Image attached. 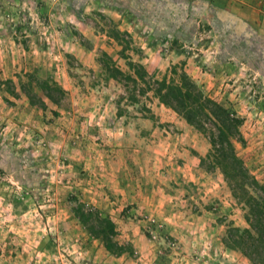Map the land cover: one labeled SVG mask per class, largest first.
<instances>
[{
  "label": "rangeland",
  "instance_id": "1",
  "mask_svg": "<svg viewBox=\"0 0 264 264\" xmlns=\"http://www.w3.org/2000/svg\"><path fill=\"white\" fill-rule=\"evenodd\" d=\"M31 1L51 8L42 12L44 21L40 24L31 21L17 5L12 7L16 11L0 8L2 59L18 68L16 71L14 67L16 73H11L12 80L21 86V95L27 101V106L19 110L34 112L32 132L29 130L25 135L23 128L29 126L20 120L21 126L17 124L14 130L0 133V264H100L104 253L114 254L104 249L99 238L86 233L85 226L76 219L75 210L90 214V227L94 226L95 216H109L104 208H97L92 202L104 191L101 185L100 190L95 187L103 182V177L96 172L106 166L110 142H118L107 141L104 133L121 134V138L125 134L130 151L132 147L143 149L145 154L138 155L137 159L131 152L127 156L132 177L139 178L141 171L148 172L143 180L150 179L149 168L156 170L160 164L159 156L154 158L148 147L162 141L169 143L171 139L170 143L176 144L167 162L173 167L183 161L179 149L185 148L180 143L178 126L160 119L168 113L173 120L185 121L170 109L158 110L159 103L154 102L151 92L139 97V89L145 86L142 82L136 80L133 84L120 76L110 77L112 69L132 74L128 66L132 64L143 69L146 75L160 78L164 73L168 75L172 66L178 72L183 71V61L171 65L165 60L160 70L146 71L144 59L154 54L143 53L139 41L142 29L131 13L121 22L120 17L103 11L99 5V9L70 11L74 0ZM126 23L132 27L130 32L124 28ZM195 30L194 37L191 36L195 42L186 50L195 55L194 67L198 70L194 75L198 77H188L203 96L239 118L241 142L234 143L236 154L264 187V75L236 61L217 69L215 62H211L217 53L210 52L213 47L209 44L206 26L200 21ZM145 44L151 45L147 41ZM172 48L180 51L178 45ZM169 49L168 44L159 46L158 57L168 55ZM7 74L0 72V86L6 88L10 86L5 78ZM37 86L54 87L51 89L54 100L43 97ZM132 90L139 101L137 105H131L128 100ZM189 127L193 141L190 151L198 159V174L194 177L198 184H193L191 203L193 211L200 209L206 213V219L192 225H203L208 230L201 238L206 248L188 249L186 240L170 235L169 230H164L162 219L154 216L140 218L138 233L133 235L121 234L114 226V235L109 238L115 244L113 248L121 251L129 263L146 255L145 264H162V259L167 257L181 264H254L239 252L226 248L221 241L228 225L244 227L243 212L221 173L200 165V158L209 149L207 133ZM204 127L208 133L215 132L209 123ZM80 134L92 137L84 140ZM94 148L103 154L96 160L90 154ZM152 162L154 165H150ZM177 192L183 194L181 190ZM116 225L125 228L122 223ZM138 237L141 249L132 247L130 242ZM193 241L198 245L199 238Z\"/></svg>",
  "mask_w": 264,
  "mask_h": 264
},
{
  "label": "crops",
  "instance_id": "2",
  "mask_svg": "<svg viewBox=\"0 0 264 264\" xmlns=\"http://www.w3.org/2000/svg\"><path fill=\"white\" fill-rule=\"evenodd\" d=\"M18 2L22 4L20 5ZM0 5V8L4 9L5 7L12 11H16L12 7L17 5L24 13H27V17L31 21L39 24L44 21L42 12L51 9H47V5L36 4L31 0H3ZM71 5L74 6L70 8V11L72 9L75 11H81L84 8L94 9L99 5L103 11L120 17L121 22L124 21V17L128 13L135 15L137 24L142 29L139 39L140 47L144 50L143 53L149 51L154 54L150 58L144 59L146 61L143 63H147L144 64V68L148 72L160 70L165 60L166 64L171 65L182 60L183 72L187 76L198 77L194 75L198 70L196 66L194 67L193 57L195 55L189 54L186 48L195 42L191 36L194 37L195 28L198 27V22L202 21L207 28L209 44L213 47V51L210 52L217 53L211 57V62H215L217 69L236 61L240 65H246L255 72L264 75V0H74ZM52 8L55 10V6ZM124 28L130 32L132 27L126 23ZM146 41L151 45L145 44ZM167 44L170 45L168 55L163 58L159 55V58L157 52L159 46ZM172 45L180 46V52L176 53ZM1 54H4L2 50H0V72L1 74L9 73L5 78L10 81L8 82L10 86L6 85L7 88L4 85L0 86V133L6 129L14 130L17 124L21 126L19 123L22 120L21 123L30 128L26 126L23 128V125L21 127L26 130L24 133L27 135V132L29 133L33 127L34 112L23 113L19 110V107L27 106V101L21 95V86H16L15 81L12 80L14 77L11 73H16L18 68L11 62H4L2 59L4 55ZM207 72V76L210 77V71ZM62 89L66 90L67 88L62 86ZM154 102L158 104L155 99ZM163 108L158 104V110ZM164 110L166 111V109ZM84 121L86 120L84 119ZM137 121L145 122V119ZM160 121L173 122L181 131L179 133L180 143L185 148L179 149V155L183 161L179 162V166L176 165V167H173L171 162H167L170 159L167 156L174 152L173 147L176 143H170L171 139H169V143L162 141L152 148H147L155 155L154 158L159 156L160 159L156 170L149 168L152 172L150 179L143 180L146 178V174L148 176V172L145 171L139 173V178L132 177L128 172L127 156L131 152L137 159L138 155L145 154L142 153L143 149L132 147V151H130L126 145L125 134L121 138V134L105 132L107 141L118 142L114 144L110 142V147L106 149V153L109 154L106 166L103 170L96 172L99 177H103V182L99 185L96 184L95 187L97 190H100L101 186L104 187L103 193L100 192V194L105 197L98 196L93 199V205L105 209L109 219L121 234L138 233L139 219L154 216L162 219L165 224L163 228L165 231L169 230L167 232L170 235L182 241L186 240L185 245L188 249L192 251L205 249L206 243H203L201 238L207 234L208 230L203 225H192L206 219V213L201 212L200 209L193 211L194 207L191 203L194 196L193 184H198L197 178L194 179L198 174L196 170L198 159L190 151L193 148L191 132L188 129L190 127L185 122L173 120V117L168 113L167 117ZM153 133L154 131L151 134ZM86 137L91 138L92 136L84 137L80 134V138L89 139ZM164 139H168V137ZM124 144L126 146H123ZM90 154L95 160L103 155L99 154L98 148L92 149ZM95 160L94 163L97 164ZM153 162L150 165H154ZM137 165H139L138 162L136 167ZM173 173H176L178 178ZM178 190H181L183 194L177 192ZM127 205H130L128 209ZM135 219L138 221L134 222ZM118 223H122L125 228H120L116 225ZM191 236L193 237L190 239ZM194 238H199L198 245L193 241ZM130 242H133L132 247L141 249L142 243L139 237L131 239ZM145 260L147 261L146 255L129 263L122 254L112 256L104 253L100 264H145ZM164 263L181 264L168 257L162 259V264Z\"/></svg>",
  "mask_w": 264,
  "mask_h": 264
},
{
  "label": "trees",
  "instance_id": "3",
  "mask_svg": "<svg viewBox=\"0 0 264 264\" xmlns=\"http://www.w3.org/2000/svg\"><path fill=\"white\" fill-rule=\"evenodd\" d=\"M174 51L180 52L175 48ZM128 66L132 74H125L113 68L110 77L120 76L133 84L136 80L142 82L145 86L139 89V97L151 92L152 97L160 105L173 111L187 125L195 128L199 133H207L209 149L205 157L200 158V165L205 164L206 170H218L221 173L233 199L243 212L245 223L241 228L228 225L221 241L226 248L239 252L248 261L264 264V187L254 179L236 154L234 143L241 142L238 133L241 123L239 118L221 104L203 96L192 80L183 71L178 72L174 66L170 68L168 75L164 73L160 78L154 74L146 75L138 66L132 64ZM37 88L43 97L50 101L54 100L51 90L55 89L54 87L37 86ZM58 90L62 91L60 88ZM133 90L128 100L131 105H137L139 101ZM141 107L145 108V105L142 104ZM116 114L119 116L120 112L117 111ZM206 123H209L215 132L210 130L208 133V129L204 127ZM75 211L76 219L85 226L87 234L99 238L107 252L120 255L121 251H116L113 248L115 244L109 239L114 235V224L108 217L95 216L94 226L90 227L88 224L90 214H84L79 209Z\"/></svg>",
  "mask_w": 264,
  "mask_h": 264
}]
</instances>
